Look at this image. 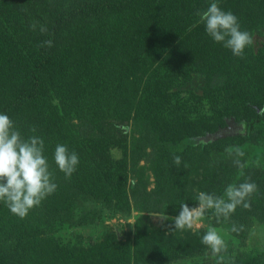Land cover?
Masks as SVG:
<instances>
[{
  "label": "trees",
  "instance_id": "obj_1",
  "mask_svg": "<svg viewBox=\"0 0 264 264\" xmlns=\"http://www.w3.org/2000/svg\"><path fill=\"white\" fill-rule=\"evenodd\" d=\"M211 2L0 0V113L24 138L43 139L57 184L28 217L0 201V264H217L202 233L176 229L173 218L181 203L197 206L199 192L223 195L246 180L258 189L250 209L238 206L228 220L209 213L229 232L243 225L232 232L240 239L264 222V160L240 157L238 167L233 157L215 156L229 146L264 145V43L236 57L215 42L196 15ZM216 2L242 30L264 34V0ZM46 40L51 47L41 46ZM48 93L55 102H42ZM230 121L241 129L224 135ZM58 144L78 154L70 178L54 162ZM92 209L138 212L131 240L32 238L31 228L45 233L72 213L93 221ZM223 264H264V251L240 247Z\"/></svg>",
  "mask_w": 264,
  "mask_h": 264
},
{
  "label": "clouds",
  "instance_id": "obj_2",
  "mask_svg": "<svg viewBox=\"0 0 264 264\" xmlns=\"http://www.w3.org/2000/svg\"><path fill=\"white\" fill-rule=\"evenodd\" d=\"M199 22L205 25L207 34L218 43L230 49L236 57H243L245 48L253 44V36L248 30H242L238 17L231 11L222 10L216 0L206 10H198ZM33 30L36 24L32 25ZM46 32V26H41ZM53 42L46 40L41 46L51 47ZM35 132V129H32ZM182 150V149H180ZM234 164L243 167L240 157L245 155L240 146L225 148ZM58 169L70 178L79 163L78 154L69 151L67 145L58 144L53 156ZM174 164L179 167L181 157L173 155ZM186 166V165H185ZM57 189L54 174L50 171L48 157L44 155V141L38 136L24 138L20 130L7 114L0 113V201H3L10 212L24 218L30 209L40 203ZM255 182L246 180L239 184H228L223 195L201 191L197 194V206L190 207L181 203L178 215L173 218L176 229H191L207 210H212L215 218L228 220L238 206L250 209V197L257 191ZM233 224L231 231L243 230ZM202 244L206 245L217 264H223L227 244L216 227H210L203 235Z\"/></svg>",
  "mask_w": 264,
  "mask_h": 264
},
{
  "label": "rangeland",
  "instance_id": "obj_3",
  "mask_svg": "<svg viewBox=\"0 0 264 264\" xmlns=\"http://www.w3.org/2000/svg\"><path fill=\"white\" fill-rule=\"evenodd\" d=\"M254 31L257 32L255 33V35H253V44H254V48L257 50L264 43V34L261 33L262 30H258L254 28ZM193 84L195 86L196 91L199 92V88L203 85V81L197 79L196 81H193ZM53 85H55L54 82L49 87L50 93L54 88ZM50 93H48L47 95H45V97H43L42 102H51L54 100L53 97L49 95ZM53 102H55V100ZM211 111L212 109L208 110V113H210ZM239 128H240L239 125H236L235 122L230 121V125L228 126V129L224 131L226 132V134L224 135H228L227 133L229 132L230 134H235L240 131L241 128L240 129ZM207 139L208 138H205L203 141H206ZM239 146L243 149L245 153V155L242 158H246L248 160H254L257 162H262L264 160V145H255L252 144L251 142H247ZM115 154L117 155L120 154L117 149L115 150ZM224 155L228 156L227 153L215 154L216 157H222ZM76 206L79 209L78 213L79 212L81 213L84 210L82 208L83 207L82 204H78ZM92 210L95 211V212L92 211L95 214L93 221H87L86 224H84V222L80 223V221L78 222V219H80L81 215H78V213L74 215L72 213L71 215L72 217L70 216L72 219L69 222L60 221L55 223V226L53 224L54 227L50 225L49 227H47L48 229L46 230L45 233L40 232V230L38 229L39 233L36 234L37 232V231L35 232L36 226L34 228H31V231H33L32 238L33 239L38 238V240L42 241L44 237L46 239L50 235L55 233L54 235L58 239L60 240L62 239L67 243H74L75 245H81V243H87L91 240H96V239L103 240L111 236L113 238L122 237L125 238L124 240L126 241L131 240L129 239V236L133 231L134 223L137 219V216L139 215L138 212L134 211L133 213L128 215L111 210H104L101 213L97 212L95 209ZM152 217L154 221L160 222L163 215L159 213H154L152 214ZM210 227H216L217 230L221 232V235L225 239V242L227 244V252L222 253V255L224 256V261H228L232 258H235L240 250V247L242 248L248 246L252 250H258L259 252L264 251V222L262 221H258V220L254 221L253 225L250 227L247 233L246 238L240 239L236 237L234 233L229 232L227 229H224L223 227L216 225L212 216L209 213V210H207L204 216L200 220L194 223L191 230L193 232L197 231L199 233H202V235H204ZM208 250H209L208 255L210 256V258L217 260L216 257L212 256L209 248ZM208 255L201 257L200 259L207 258ZM183 261L184 262L182 264H189L191 262L190 259L187 260L184 259ZM174 264H181V263L177 261Z\"/></svg>",
  "mask_w": 264,
  "mask_h": 264
}]
</instances>
